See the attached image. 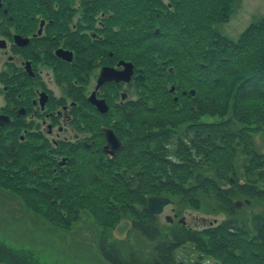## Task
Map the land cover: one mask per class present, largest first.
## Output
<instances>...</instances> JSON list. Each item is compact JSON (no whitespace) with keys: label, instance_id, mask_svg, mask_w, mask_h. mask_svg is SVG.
Returning a JSON list of instances; mask_svg holds the SVG:
<instances>
[{"label":"trees","instance_id":"1","mask_svg":"<svg viewBox=\"0 0 264 264\" xmlns=\"http://www.w3.org/2000/svg\"><path fill=\"white\" fill-rule=\"evenodd\" d=\"M79 2L86 11L105 13L101 17L114 27L103 25L99 31H108L115 38L114 44L129 42L133 49L142 50V46L149 43L150 51L153 39H161L162 35L154 34V26L166 30L163 36L167 37L168 23L172 25L173 34L182 32L186 41L190 39V31L207 38L211 43L201 46L198 49L200 54L194 60L198 70L211 71L207 76L204 75L207 72H203L202 76L195 77L185 71L184 79H144L139 84L137 99L130 102V113L128 111L120 117V121L127 122L128 132L116 130L124 144L116 155L118 158L100 164L98 160L83 159L85 167L80 169L83 170L81 175L71 184L63 186L62 179L68 180L75 166H71L70 170L57 168L54 171L51 167L56 166L55 161L44 154L41 156L44 165L36 166L33 171L22 164L24 157L37 154L33 148L24 149L22 143L15 146L0 142V188L20 196L26 207L39 212L34 200L36 203L40 200L38 191L42 186L49 193L46 203L53 200L51 204H43L41 220L48 226L60 225L66 217L75 218L73 209L80 208L79 212L83 214L90 212L102 227L97 247L102 260L108 264H184L177 262L175 249L189 243H195L203 254L213 252L218 255L222 264H239L237 259L227 258L223 250L237 249V244L224 245L220 240L225 235H239L242 231L247 235L246 226L244 230L239 229L240 225L233 218L237 213L231 203L233 199L249 198L255 206L264 205V164L253 165L255 159L251 143V134L259 132L264 135V23L252 24L251 31L247 30L236 42L221 35L216 37L218 34L208 27L216 14L222 18L228 16L230 6L234 4L232 0H169V17L166 18L165 12L160 14L159 19L156 7L160 0ZM42 3L37 1L36 4ZM55 3L63 7L65 1L55 0ZM23 4L26 7L36 6L33 1H24ZM100 32L98 35H101ZM175 39L177 49L167 51L166 45L164 55L171 58L172 65L182 70L186 68L188 49L184 38ZM149 51L146 49L145 54ZM135 52L132 51L131 58L124 59L132 61L143 71L148 69L147 75L152 77L150 69L155 62L148 63L145 56H135ZM151 52H155L154 49ZM202 58L208 61L206 68L198 64ZM157 68L164 70V65ZM173 80L175 90H178L175 102L170 100L166 87ZM190 89L194 90L193 96L188 93ZM181 91L187 93L182 95ZM191 100H197L198 104L194 106ZM178 104L181 106L176 108ZM189 107L193 108L191 113ZM149 108L155 115L137 117L138 113ZM203 112V115L216 117V120H202ZM240 152L247 159L243 163L246 175L242 184L237 181L240 179L235 173L234 156ZM72 162L76 161L73 159ZM228 168H231L230 174L224 172ZM229 178L234 179L233 184H230ZM225 185L228 187L224 188ZM198 194L213 195L230 218L203 231L207 235H189L187 228L179 225L170 235H161L151 219L144 229L147 196H165L172 201L177 200L179 204L180 197L186 206L196 208ZM137 208L141 213L137 212ZM121 219L130 220L132 229L146 234L144 236L153 243L154 257L145 260L146 257L137 255L144 259L139 260L129 251L125 255L128 257L122 258L117 245L108 243L110 230ZM249 222L255 235H264V206H258L250 214ZM14 256L12 249L0 244V264H12L16 261Z\"/></svg>","mask_w":264,"mask_h":264},{"label":"rangeland","instance_id":"2","mask_svg":"<svg viewBox=\"0 0 264 264\" xmlns=\"http://www.w3.org/2000/svg\"><path fill=\"white\" fill-rule=\"evenodd\" d=\"M24 1H26V3L33 1L35 4L37 3V1H43V3L36 4V6L29 5L22 9L20 6ZM63 1H65V3L62 7L61 5L55 3V0H51V2L50 0H0V6L2 5L6 9L5 15L0 14V39H5L7 41V47L10 44L12 45V33H14V31L9 28L11 26L8 23L9 21H7L8 16L14 17L15 21L19 23V26L15 27L19 30V35H17V37L24 39L26 37H29L32 33H35V31L38 29L37 33L41 38L37 39L36 45L37 47L38 45H41L40 47L45 48L43 51H39L36 54V59H38L36 60L38 61L37 68L41 69L38 73L40 79H48L47 77H49V79H85L84 81H80V83L81 85H83V92H86L92 89L93 81L97 78L98 72L103 71V68L101 69L100 65L113 66L115 65V63H117V61V65L121 66V69L116 70L123 69V66L119 64L120 62L130 63L134 67V79H137L138 76H141V79H184L183 73L185 71H188L191 77H195L197 75L202 76L203 72H207L206 74H204L207 76L208 72L211 71L210 69L207 71L198 70V67L195 65L194 59H196L200 54L198 49L201 46H204L206 43L211 42L210 40H207V38H204L203 36H200L193 31H190L189 34L187 33L188 35H190V39L186 41L182 32H179V34H173V29L171 27L172 25L170 23H168L167 26L169 28V35L167 37L163 36L166 35V30H163L162 28L160 29L159 26L156 25L153 28L154 34L158 35L161 33L162 35L161 39H153V41L151 42L152 46L150 47V51L148 48L149 43H147L146 46H142V50L133 49L129 42H125L124 45L114 44L115 38L111 37L108 31H99L100 27L97 23L98 21L101 22V20H104L103 22H101V24L105 25V27H114L111 22H108L105 20V18H102L105 14L103 11H86L85 6L80 4L79 0ZM232 1L234 4L230 6L228 10V16L222 18L220 15L216 14L212 24L208 27L216 32V34H218L216 35V37L221 35L228 38L229 40L237 42L247 30L251 31L252 24L256 23L261 25L264 23V0ZM17 8H19V12H21L18 14L19 18L15 16V11L17 10ZM24 10H29V14H26ZM169 10H171L169 0H160V4L156 7V11L159 12L156 14L158 19L162 16L160 14L165 12L166 18H168L169 16H167V14L169 13ZM43 32L45 33L43 34ZM99 32L101 34V38L97 39L94 36L98 35ZM178 37L184 38L183 40L186 43L188 49L186 53V68L182 70H179L175 67V65H172L170 63L171 58L164 55V47H166V45H168L167 51L177 49V46L174 45H176L175 38ZM56 41H63V47L73 52V55L76 56V61L78 64L77 66L74 65L72 67V65H69V63H63V61L54 57L55 55L53 54V50L57 46H59ZM170 42H172V44ZM20 44H24V40L20 42ZM114 46L116 49H114ZM24 49L25 48H23V53L22 49H19L12 45L10 48L6 49L7 54L0 51V79H13V72L15 69H18L15 64L7 63V56L10 55L11 52L16 53L18 60H21V57L25 59L30 58L28 54H25L28 51ZM146 49H148L149 51L147 55L145 54ZM152 49H154L155 52H151ZM132 51H136L134 53L135 56H145L148 63L155 62V66L150 69L152 77H148V69H145L146 71H143L141 68L135 67L132 61L124 59L131 58V56L133 55ZM63 52H68L69 54H71V52L67 50H63ZM57 55L60 56L59 54ZM63 60L66 59L63 58ZM32 61L34 60L32 59ZM95 62L100 63L96 64ZM198 64L200 65V67L206 68L208 65V61L205 58H202L199 59ZM161 65H164V70H159L157 68ZM136 69H140L141 73L135 71ZM100 75L101 73H99V77ZM131 76L129 79H131ZM227 77H225L224 79H229ZM24 78L26 77L21 76L19 79ZM172 85H175L174 80L167 83V89H169V87ZM135 92L136 88H134L133 85L131 96H133V93L135 94ZM63 93L67 94L66 88L64 87ZM175 94L177 95V93L169 95L170 100H172ZM191 103L196 106L198 104V101L193 100ZM149 106H151V104H149ZM179 106L181 105H176V108H179ZM84 109L88 110V107H84ZM150 109L151 108L138 113L137 117H142L141 115H147L148 117L155 115L150 111ZM192 110L193 108L190 109L189 113H191ZM203 114H205V112L201 114L202 120H216V117ZM181 115L182 114L176 115L175 118ZM99 119L101 120L102 118ZM120 123L121 124H119V126L117 125L118 127H116L115 129L120 132H128L127 123L123 122L122 120L120 121ZM30 130L31 132L33 130L37 131L36 128ZM151 132L155 133L154 130H151ZM5 139L6 136L1 134L0 142L5 141V144L8 145L9 142ZM251 143L254 151L253 158L255 159L253 165L259 166L261 164H264V135L259 132L251 134ZM38 145L41 144L26 145L24 147V149L33 148L34 151L37 152V154L34 156L24 157L25 159L23 160V163L21 162L22 164H26L29 167L34 168L35 166L44 165V163H42L41 154L38 153ZM55 153L59 154L58 151H56ZM123 153L124 151L120 153V156ZM87 155L89 157L93 156L94 160L97 159L94 152H90ZM234 157L236 176H238V178L242 180L244 178V175H246V172L243 169V163L244 161L246 162L247 159L244 158L241 152ZM73 158L76 161V166L73 168V170L71 169L72 176L68 180H65L64 178L62 179L63 186L71 184L73 179L81 175L83 170L80 169L82 167H85L84 161L73 156L72 158H70V162L67 164V166H65V169L70 170V166L68 165L70 163H73ZM116 158H118V156H116L114 160H116ZM97 163L100 164L101 161L99 160ZM109 165L110 164L108 163V166ZM224 172L230 174L231 168L224 170ZM39 188L40 189L38 191V197L41 198L40 200H37V203L34 200V205L36 206V209L39 210V212L29 206L26 207L23 202L15 198V196L11 194V192L0 189V244L6 246L9 249H12L16 261L11 263L107 264L101 260V257H99L98 254L97 246L100 239V235H98V233L99 230L102 229V227H100V225L96 222L93 215L90 212H87L86 214L80 213L79 211L81 209L79 208L78 210V208H76L73 209V212H75L76 215L75 218L70 219L66 217L63 219L62 224H52L53 226L50 224V226H48L47 223L45 222L46 224H44L41 219L42 213L44 211L43 204L46 203L45 198L49 197V193H47L42 188V186ZM198 195L199 200L198 206L196 208L192 207L191 205L186 206L184 204V200H182L180 197L178 198L180 200V204L177 202V200L174 199L173 205H175L176 207V212L180 213L185 210H190L192 212H187L185 214V219L188 225L193 226V218L197 217L198 219L204 218L206 223L211 220L220 221L230 218L223 212L221 208L222 206L220 205V203H218V201H216L214 197H212L213 195ZM52 201L53 200H49L46 204H51L53 203ZM223 204L226 203L224 202ZM258 206L263 207L264 205ZM258 206L252 204V206L248 208H244L242 210L240 209L241 211L236 210L237 213L233 218L236 219L238 225H240V227H238L239 229L244 230V226H246L247 233L254 234V232H252L253 229L250 227L249 223V216L251 214L249 211L252 209H255L256 211ZM136 210L137 212L141 213L138 208ZM165 215H171V206H167L164 209L163 213L156 218V222H152L156 230L159 231L162 235H168L171 232H174L177 227L176 222H174L172 225L167 224L164 221ZM144 218L143 222L145 221ZM202 224L203 222L199 221L196 227L200 229L204 225ZM205 233L206 232H203V235H205ZM226 236H224V239L222 238V240L220 241H223L224 245H231L229 243L233 240V237L228 236L227 239H225ZM249 236L252 237L251 234ZM111 242H114L115 245H117L118 250L123 254H120L122 258H127L128 256L125 255L129 251H131L132 254L139 260H144L140 259L141 257H146L147 259L145 260H149L152 256H155L152 241H149L144 235L134 229L129 230L127 237L120 241L116 240L112 235H110L108 237V243ZM194 245L196 244H187L184 247L182 246L181 248L175 250L176 259L181 260L184 264L194 262V260H196L202 254L201 251H198L197 248H194ZM223 250L226 253L225 248ZM15 253H17L23 259H20ZM205 254L208 257H212L214 259L212 263H220L218 255L213 254V252H206ZM203 261V263H205V260ZM4 262L9 261L4 260ZM207 263H209V260L207 261Z\"/></svg>","mask_w":264,"mask_h":264},{"label":"flooded vegetation","instance_id":"3","mask_svg":"<svg viewBox=\"0 0 264 264\" xmlns=\"http://www.w3.org/2000/svg\"><path fill=\"white\" fill-rule=\"evenodd\" d=\"M20 7L23 9L26 6L22 4ZM19 10L17 8L15 11L17 18H19L18 14L21 13ZM24 12L29 14V10H24ZM0 14H6V9L2 5L0 6ZM7 21L11 26L9 28L14 31L12 33V45L22 49V51L25 48L24 50L28 51L25 54H28L30 58L21 57V60H18L16 53L12 52L7 56V63L15 64L18 69L14 70L13 79H0V135L6 136L5 140H8L9 143L14 142L15 146L21 143V146L41 144L38 145L39 153L41 156L44 154L50 155L54 159L56 165L53 167L54 171L57 168H60L61 171L65 170L63 168L67 166L68 161L73 156L80 160L87 158L93 160V156L89 157L87 155L90 152H94L96 160H100L102 163L114 158L118 150L111 158L105 153L106 135L102 128L112 130L115 135L117 134L115 128L121 124L120 117L129 111L130 102L136 96V92L131 96L133 85L134 88L137 85V82L134 81L135 72H133L128 82L104 80L97 86L99 71L97 78L93 81L92 89L86 92H83V85L80 83L85 79H49V77H47L48 79H40L38 73L41 69L37 68L38 61L36 60L38 59H36V54L45 48L36 45L37 39L41 38L37 33L38 29L29 37L22 39L17 37L19 30L15 27L19 26V23L15 21V18L8 16ZM97 24L99 27L103 26L100 21ZM94 37L101 38L100 35ZM23 40L24 44H20ZM56 43L59 46L53 50L54 57L63 61V63H69L72 67L77 66L76 56L73 55L71 50L63 47V41H56ZM12 45L10 44L7 47V41L0 39V51L3 53L7 54L6 49ZM63 50L71 52L70 60H63ZM95 63L99 64L100 62ZM117 64L118 61L113 66L100 65V68L121 69V66ZM21 76L26 78L19 79ZM63 87L70 95L63 93ZM96 100L103 102L106 108L104 112L99 110L94 102ZM84 107H88V110H85ZM35 128L37 131L33 130L31 132L30 129ZM119 139L121 140L120 137ZM56 151L59 154H56ZM63 159H65L64 162ZM75 164L72 163L68 166H75ZM171 203L164 206L159 214L161 215L167 206H171V215H165L164 221L169 225L176 222L179 227H186L190 233L189 235H203L209 221L206 223L204 218L198 219L197 217L193 218V226L188 225L185 214L192 212L185 210L179 214V212H176V207ZM144 206L145 212L148 213L146 202ZM249 212L252 214L254 210L252 209ZM148 215L150 213L145 217L144 229L147 227L148 220L151 219L152 222H156V218L159 216L152 214L148 218ZM180 218H183L184 221ZM199 221L204 224L200 229L196 227ZM250 227L253 229L251 224ZM247 235L243 231L239 235H227L233 237L229 244H237V249H225L227 258L237 259L239 264H264V235L251 234L252 237L248 233ZM194 248H196V245H194ZM203 260H205V263H203ZM208 260L209 263H207ZM212 261L211 257L206 255L195 263L215 264Z\"/></svg>","mask_w":264,"mask_h":264},{"label":"water","instance_id":"4","mask_svg":"<svg viewBox=\"0 0 264 264\" xmlns=\"http://www.w3.org/2000/svg\"><path fill=\"white\" fill-rule=\"evenodd\" d=\"M70 54L68 52H63V58L70 60ZM123 66L122 70H115L113 68H103V71L100 72L101 75L99 77L97 86L100 84V82L104 80H115V81H129V78L132 74V65L130 63H124L120 62ZM138 73H141L140 70H138ZM137 79L140 81L141 76H138ZM172 90V89H171ZM189 93L191 95L194 94L193 90H190ZM95 104L99 107V110L101 112L105 111V106L103 102L100 101H94ZM103 132L106 135V145L104 148V151L109 154L110 156L113 155L114 151L118 150L121 146L120 141L114 136L113 132L111 130L103 129ZM169 203V200L164 197H150L147 200L146 208L150 213H159L164 205ZM240 205L239 202L235 203V206L238 207ZM130 228V222L127 220L120 221L117 226L113 230V235L117 239H123L127 233V231Z\"/></svg>","mask_w":264,"mask_h":264}]
</instances>
